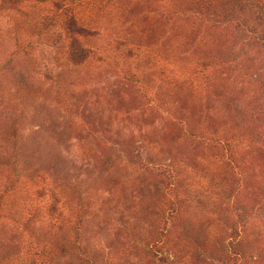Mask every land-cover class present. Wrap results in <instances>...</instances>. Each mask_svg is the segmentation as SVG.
Listing matches in <instances>:
<instances>
[{
  "label": "rangeland",
  "instance_id": "rangeland-1",
  "mask_svg": "<svg viewBox=\"0 0 264 264\" xmlns=\"http://www.w3.org/2000/svg\"><path fill=\"white\" fill-rule=\"evenodd\" d=\"M59 1L0 12V264H264V0Z\"/></svg>",
  "mask_w": 264,
  "mask_h": 264
},
{
  "label": "trees",
  "instance_id": "trees-1",
  "mask_svg": "<svg viewBox=\"0 0 264 264\" xmlns=\"http://www.w3.org/2000/svg\"><path fill=\"white\" fill-rule=\"evenodd\" d=\"M19 1H22V0H1L0 1V12L3 10L4 12L5 11H8L9 10V7L11 6V3L12 4H15L16 2H19ZM55 2H60L59 0H55ZM66 11V9H65ZM76 21L74 19V17L72 18V20H70L69 22H67L64 26L65 28V32L68 34L69 38L72 39V45L74 46V51L72 53V56L73 58L76 60V61H81L82 59H85L87 57V53L88 51L81 46V43L79 41V38L76 36V33L79 32V29L76 27ZM83 30L80 31V33H82ZM24 52H27V50H24ZM31 175L34 177H39V178H42V183H47L48 185L47 186H50V183L48 181V179L44 176V172H40V168H34L32 170V173ZM17 181L16 179L14 180H11L9 181V184H7L5 187V189H2L0 188V206L2 207L1 209L2 210H6V208L4 207L5 206V198H6V194L9 193V191H12V189H14L13 187L16 186L17 184ZM54 192L55 190L53 188H51L50 192ZM56 193V192H54ZM50 210L51 212H49L52 216H55L56 218V215H55V212L57 210V206L55 207V209L53 208V204L50 205ZM35 246H30V248H34ZM61 249L62 246H61ZM56 250L57 252H59L57 246L54 245V247H51L50 249L47 248V247H42L40 248L36 253L37 254H41V257H42V262L40 264H43L45 262H48L50 261L51 259L54 258V253L53 251ZM26 264H39L37 263V260H32V259H26Z\"/></svg>",
  "mask_w": 264,
  "mask_h": 264
}]
</instances>
